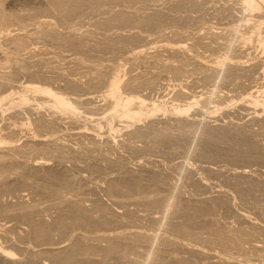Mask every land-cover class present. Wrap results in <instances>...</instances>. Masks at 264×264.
<instances>
[{
	"label": "bare ground",
	"instance_id": "1",
	"mask_svg": "<svg viewBox=\"0 0 264 264\" xmlns=\"http://www.w3.org/2000/svg\"><path fill=\"white\" fill-rule=\"evenodd\" d=\"M172 1L166 13L152 8L158 0H0V116L18 108L7 115L11 122H0V220L14 222H0V264H264V198L257 193L264 173L202 166L225 176L211 185L214 192L190 161L201 155V141L207 157L264 159V0H222L219 7L213 0L225 31L209 25L204 35L170 26L189 25L193 16L179 11L207 0ZM87 17L91 27L81 30ZM216 40L225 51L213 58L207 52ZM39 42L70 48V71L49 75L43 68L56 56L45 47L37 50L50 57L37 59ZM103 51L117 56L100 63ZM165 80L173 82L169 97ZM236 103L254 108L257 130L206 119L220 110L231 117ZM67 123L80 130L75 144ZM164 147L188 156L166 171L152 158ZM119 148L136 167L121 151L113 155ZM83 169L101 182L109 203L69 194ZM175 174L179 183L171 182ZM25 189L30 201L20 196Z\"/></svg>",
	"mask_w": 264,
	"mask_h": 264
},
{
	"label": "rangeland",
	"instance_id": "2",
	"mask_svg": "<svg viewBox=\"0 0 264 264\" xmlns=\"http://www.w3.org/2000/svg\"><path fill=\"white\" fill-rule=\"evenodd\" d=\"M175 1H177V0H175ZM211 1V3H209ZM214 1H216V0H214ZM218 1H220L219 2V4L217 5V2L215 3V2H213V0H207L206 1V3L208 2V4H206V5H208V6H206V5H204V7L201 5V8L200 9H198V10H194L195 8H193V9H190V7L189 6H187V7H189V8H186L185 10L186 11H182V10H178L180 13L179 14H181V15H188L189 14V12H190V16L192 17L193 16V20H191L190 21V24L189 25H183V24H177V26L175 25V24H173L174 26H170V28L171 29H177V28H179V29H182V28H186V29H189L190 30V32L192 31V32H196V33H198V34H205V32H207V30H208V28L207 27H210V26H214V27H218V28H220L219 30H221L222 29V26L223 27H225L224 25H221L220 24V22H223V21H220L219 22V19L218 18H215L217 15H216V7H219V5H221V2H223L222 0H218ZM174 3V1H172V0H158V5H160V6H155V5H153L152 6V8H154V7H157V8H159V7H161V8H163L164 10L165 9H169V10H166V13L168 12H170L171 10H173V9H171L170 10V6L169 5H171V3ZM161 3V4H160ZM172 3V4H173ZM214 3L217 5H214ZM155 4H156V2H155ZM214 5V7H213V5ZM138 6H139V4H138ZM151 6V5H150ZM170 8H169V7ZM205 6H206V9H205ZM216 6V7H215ZM168 7V8H167ZM200 7V6H199ZM149 8H151V7H149ZM205 10H204V9ZM162 9V10H163ZM214 9V10H213ZM144 10V9H143ZM147 10H150V9H147ZM175 11H177V10H175ZM175 11H173V12H175ZM178 11H177V13L176 14H174V15H177L178 14ZM214 11V12H213ZM183 12L185 13V14H183ZM201 12V13H200ZM206 13V14H205ZM94 14V13H93ZM172 15H173V13H171ZM209 14V15H208ZM90 16H92V14H89ZM215 15V16H214ZM94 16V15H93ZM93 18H96V17H93ZM90 19V17H87V19H85V23H83V24H81V27L83 28H81L80 27V29L81 30H86L87 28H88V25L89 24H87L86 22H88V21H90L89 20ZM91 20H93V19H91ZM198 20V21H197ZM201 20V21H200ZM209 20V21H208ZM204 21V22H203ZM207 21V22H206ZM193 22V23H192ZM173 23V22H172ZM171 23V24H172ZM175 23V22H174ZM209 23V24H208ZM198 24V25H197ZM202 24V25H201ZM201 25V26H200ZM210 25V26H209ZM87 26V27H86ZM90 26V25H89ZM204 26V27H203ZM206 26V27H205ZM220 26V27H219ZM91 27V26H90ZM173 27V28H172ZM177 27V28H176ZM201 27V28H200ZM169 28V29H170ZM213 28V27H212ZM168 29V30H169ZM170 29V30H171ZM167 30V31H168ZM169 30V31H170ZM201 30H202V32H201ZM211 30H218L217 28H214V29H211ZM218 30V31H219ZM224 30V28L222 29V31ZM204 31V32H203ZM225 31V30H224ZM223 31V32H224ZM227 34L225 33L223 36H226ZM153 36H155L154 34L152 35V38H153ZM221 38H223V37H221ZM225 39L226 38H228L227 36L226 37H224ZM223 38V39H224ZM1 39V38H0ZM220 39V38H219ZM223 40V42H225V41H228V39L227 40ZM3 40V42H4V40H5V38H2L1 39V41ZM220 41V42H219ZM222 41V39L221 40H218V44H222L223 42H221ZM3 42H2V44H3ZM40 43H41V45H40ZM212 43H214L215 45H212V47H215V49L213 50L212 49V47H210L211 48V50L208 48L207 50H210V51H206L208 54H210L211 56L213 55V58H215V57H217L218 56V54L219 55H223L224 53V51H225V49L223 48V46H224V43H223V46H222V48H223V50H222V48L220 47H218L219 45H217L216 43H217V40L214 42H212ZM225 43H227V42H225ZM4 44H5V42H4ZM38 44V43H37ZM37 44H35V45H37ZM43 44L45 45V46H43ZM49 44V45H48ZM51 43H42V42H39V48L37 47V46H35V47H37L36 48V54H37V59H39L38 57H43V56H45L46 55V57H50V56H52V58H53V56H56L57 58H59L60 56H62V57H60L59 59H57L56 57L55 58H53V61H52V63L49 65L50 66V68H52V69H50L49 68V66H45V68H43L44 70L46 69V68H48V69H46L45 71H47L48 73H49V75H51V76H55L56 74L57 75H59V73H67L68 71H70V65H69V63H68V56L67 55H71L70 54V48H68V47H66V46H64L63 48L59 45L58 46V44H51ZM221 44H220V46H221ZM226 45V44H225ZM54 46V47H53ZM217 46V47H216ZM42 47V48H41ZM45 47H47L48 49H50V50H48V54L50 55H48L47 56V54H43V55H41L40 54V52H41V50L43 49V48H45ZM57 47V48H56ZM66 47V48H65ZM225 48H226V46H224ZM47 48H45V49H47ZM217 48V49H216ZM218 48H219V50H218ZM254 48V47H253ZM256 48V47H255ZM254 48V51L256 50ZM40 51H38V50ZM52 49H54V50H52ZM65 49V50H64ZM202 49V48H201ZM204 50H206V48H203ZM222 50V51H221ZM227 50V49H226ZM253 50V49H252ZM251 50V51H252ZM47 51V50H46ZM67 51H69V52H67ZM50 52V53H49ZM58 52V53H57ZM67 52V53H66ZM73 52V51H72ZM211 52V53H210ZM212 52H214V53H216V54H213ZM257 56H259L260 54V51H259V49L257 48ZM59 53H60V55H59ZM63 53V54H62ZM66 53V54H65ZM100 53V52H99ZM253 53H256V52H253ZM38 54H40V55H38ZM57 54L59 55V56H57ZM95 54H98V53H95ZM107 54V55H106ZM207 54V55H208ZM98 55H101V57H102V60H101V58H96L97 59V61L96 62H100V60H101V62L100 63H103V64H109V62L111 63V58H113V56H117V53H112L111 51L109 52V51H103L102 52V54L100 53V54H98ZM215 55V56H214ZM217 55V56H216ZM256 54H254L253 56H255ZM35 57V58H36ZM64 58V59H63ZM94 58V59H95ZM36 59V60H37ZM60 59H61V61H60ZM95 59V60H96ZM66 60V61H65ZM99 60V61H98ZM59 61V62H58ZM61 62V63H60ZM95 62V61H94ZM90 63H93V62H90ZM60 64V65H59ZM62 64H63V66H62ZM65 65V66H64ZM68 65V66H67ZM67 66V67H66ZM70 66V67H69ZM127 67H126V69H128V67H129V64L128 65H126ZM44 67V66H43ZM64 67L65 68H67V71H64L65 69H64ZM69 67V68H68ZM60 68V69H59ZM50 69V70H49ZM64 69V70H63ZM69 69V70H68ZM43 70V71H44ZM60 70V71H59ZM62 71V72H61ZM138 71V72H137ZM135 72H136V74L137 73H141L142 71H141V69L140 68H136V70H135ZM135 72H133V74H135ZM56 75V76H57ZM22 78V81L24 82V81H26V80H28V79H26L27 77H24V79H23V77H21ZM192 79V78H191ZM170 81H172V80H170ZM169 80L167 81V80H165L164 81V83H166L167 85H165L167 88H168V86H169V88L167 89L166 87V89H167V91H166V93H165V91H162V89H161V92L162 93H165V94H169L168 96L166 95V97H169V96H171L172 95V92H169L170 90L172 91L173 89L172 88H174L173 86H171L172 84H173V82H170ZM189 81H190V79H189ZM170 82V83H169ZM190 82H192V81H190ZM189 82V83H190ZM200 85V84H199ZM199 85L197 84V91H199V89L201 90V89H203V86L200 88L199 87ZM194 86L195 85H193V88L192 89H195L194 88ZM199 87V88H198ZM164 89V88H163ZM165 89V90H166ZM170 89V90H169ZM167 92H169V93H167ZM170 93H171V95H170ZM165 94H162V95H165ZM233 105V104H232ZM231 105V106H232ZM242 105V104H241ZM230 106V110H231V113H230V115H231V117H229V118H227L226 117V114L223 112V114H222V112H221V110H220V112L218 111V112H214L213 111V114H212V112H211V116H210V113L207 115V117H206V119L207 120H210V121H215V122H217V124L219 123H221V125L222 124H225V123H227L226 121H229V120H235V121H239V122H241L242 124H244V125H246L248 128H253V129H258L260 126H261V124H264V121H263V123H260L259 125H258V123L259 122H256V121H254V122H256L257 124L255 125V123L252 121V117H253V115H255L254 114V108H246V109H241L240 108V103H236V104H234L233 105V107H231ZM18 109V108H17ZM17 109L15 108V111H17ZM250 109V110H249ZM14 110H11V112H7L6 114H5V116L4 117H1V119H0V122H2L1 123V125L2 126H5V125H7L8 123H9V116H10V114L11 115H15L14 114V112H13ZM46 111V110H45ZM44 111V112H45ZM46 112H48V111H46ZM253 112V113H252ZM49 113L50 112H48V113H46V114H48L49 115ZM218 113V114H217ZM252 114V115H251ZM7 115H9L8 117H7ZM47 115V116H48ZM229 115V114H228ZM229 115V116H230ZM24 117V115H19V117L21 118V117ZM36 117L37 116V114H36V111L35 112H33V115H32V117ZM205 115H203V117H204ZM209 116V117H208ZM7 117V119L4 121L2 118H6ZM224 117H226V118H224ZM232 118V119H231ZM217 119V120H216ZM225 119V120H224ZM259 119H264V114L262 113V114H260V116H259ZM7 121H8V123H7ZM12 120H10V122H11ZM213 121V122H214ZM225 121V122H224ZM6 122V124L4 125V123ZM212 122V123H213ZM262 122V121H261ZM214 124H216V123H214ZM216 124V125H217ZM218 124V125H219ZM0 125V126H1ZM68 123L67 124H64L63 126H64V132H66V137H67V139L68 140H70V142H72V144H75V143H77L78 141V136L76 137V135H74V134H76V131L78 130V129H76L75 131H73L74 129H73V127L71 128V126L73 125L74 126V124H69L68 126ZM66 126H67V128L69 129V128H71V129H66ZM258 127V128H257ZM264 129V128H263ZM24 131H25V134L27 133H31L30 131H27V129L25 130V128L23 129ZM22 130V132L24 133V131ZM65 130H68V131H65ZM27 131V132H26ZM78 131H80V130H78ZM77 131V132H78ZM21 131H19V133H20V135H21V133H22ZM45 132V131H44ZM71 132V133H70ZM18 133V134H19ZM23 133H22V137H24L25 136V134L23 135ZM73 133V134H72ZM26 134V135H27ZM70 134V136H68ZM20 135H17L18 137L20 136ZM17 136H16V138H17ZM28 136V135H27ZM27 136L26 137H24L23 139H24V141L26 142V138H27ZM260 137V141H261V143L264 145V136L263 135H259ZM21 137V138H22ZM64 137H65V135H64ZM65 137V138H66ZM69 137V138H68ZM199 139V138H198ZM17 140H18V138H17ZM21 140V141H20ZM22 139H20V137H19V141L18 142H16L17 144H23L22 142H24ZM103 141V140H102ZM201 141V140H200ZM199 141V142H200ZM24 142V143H25ZM196 145L197 144H199L198 143V140H196ZM196 147H198V149L200 150V153H201V155H197V156H191V162L194 164V167H196V169L198 170V169H200L202 166H211V165H213V166H215V168H216V166L217 165H219L218 167L220 168L221 166L225 169V170H223V168L221 167L220 169H222L223 171H226V170H229V169H232V168H234V167H236V166H249L247 169H258V172H262V173H264V159H262V160H253V161H251V162H245V161H243V160H239L237 157H235L236 158V160H235V158H226V157H223V156H218V157H210V156H208L207 157V155L205 154H203V149H204V147H203V142L201 141V143L199 144V145H197ZM165 148V147H164ZM122 148H119L117 151H114L113 150V155H119V152L121 151V155L122 156H124V158H126V160H128V163H130L129 165H131L132 167H136V165L134 166L133 164L134 163H136L135 162V160H136V158L134 157L133 158V156L132 155H130V154H127V152L126 151H124L123 149L121 150ZM167 149L169 150V148L167 147V148H165V150L163 149V151L165 152L164 154H163V151L162 152H159V153H162V155L161 154H157V156H152V158L154 159V157H156L155 159H157L158 160V158H159V162L163 165V167H165V169L164 170H169L168 168H170V166H172V165H174V164H176V163H178L179 161H182V160H184L185 159V157L186 156H188L187 154H185V153H183V149H180V150H182V151H180V153H176V154H169V153H167L166 151H167ZM172 150H175V148L174 149H172ZM124 151V152H123ZM202 151V152H201ZM118 153V154H117ZM126 154V155H123V154ZM264 154V153H263ZM160 155V156H159ZM172 155H174V156H172ZM179 155V156H178ZM126 156V157H125ZM132 156V157H131ZM167 156V157H166ZM200 156V157H199ZM264 156V155H263ZM202 157V158H201ZM134 159L133 161L131 160V159ZM143 159H145V157L144 158H142V160ZM166 159V160H165ZM182 159V160H181ZM164 160H165V162H164ZM173 160V161H172ZM171 161V162H170ZM177 161V162H176ZM176 162V163H175ZM212 163V164H209V163ZM67 163L69 164L70 162H68L67 161ZM77 163H79L80 165H82V163L81 162H77ZM173 163V164H172ZM71 164V163H70ZM69 164V165H70ZM157 164H159L158 162H157ZM161 164H159V165H161ZM170 164V165H169ZM203 164V165H202ZM217 164V165H216ZM162 165L160 166V167H162ZM200 165V166H199ZM56 166V165H55ZM54 166V167H55ZM251 166V167H250ZM58 167V166H57ZM138 167V166H137ZM162 167V168H163ZM217 167V168H218ZM56 168V167H55ZM56 169H59V167L58 168H56ZM84 170V172L83 171H81V176H83V180H81V182H80V184H78L76 187V189H74V193H73V191H70L69 192V194H71V196H74V195H79V196H85V197H87V198H94L93 196L95 195V197L96 198H99L100 196V198L99 199H101L102 201H104V199H105V202H107L108 201V203H109V200H108V196L106 195V193H104L105 191H104V187L101 185V182L100 181H96L97 179H96V176L95 175H93L89 170H85V169H83ZM199 171V173L201 172V173H203L202 175H205V177L207 176V178H208V181H209V183H211V184H209L210 185V188L212 189H210L211 191H216V190H214L212 187H214L215 186V184H217V182H219L218 184H220V183H223L224 182V180H225V178H223V177H225V176H221V175H217V176H215V174H210V173H208V172H206V171H204V170H202V169H200V170H198ZM86 176V177H85ZM175 177H176V174H175ZM172 178L171 179V182H174V181H176V180H179V178H178V175H177V177L176 178ZM221 178V179H220ZM224 180H223V179ZM94 179V180H93ZM173 180V181H172ZM212 180V181H211ZM91 181H93V182H91ZM207 181V182H208ZM97 182H100V184H98ZM177 183H179V181H176ZM215 183V184H214ZM94 184V185H93ZM185 184V185H184ZM182 183V189H183V191H184V189L186 190L185 191V195L187 196V197H191V196H189V195H191L192 193H190L191 191H192V188H191V186L190 185H188V184H186V183ZM213 184V186L211 187V185ZM99 185V186H98ZM79 186V187H78ZM90 186V187H89ZM217 186V185H216ZM214 187V188H217V187ZM99 187V188H98ZM91 188V189H90ZM85 189V190H84ZM87 189V190H86ZM103 189V190H102ZM188 189V190H187ZM77 190V191H76ZM83 190V191H82ZM94 190V191H93ZM23 193H21V195L20 196H24V200L26 199V200H28V201H30L31 200V196H30V191H29V189H25V190H23L22 191ZM77 192V193H76ZM90 192V193H89ZM26 193H28L29 195H27ZM92 193V194H91ZM257 193H259L258 195L260 196L261 195V197L262 198H264V192H262V193H260V192H257ZM26 194V195H25ZM83 194V195H82ZM102 194V195H101ZM7 195H9V196H7ZM91 196V197H90ZM99 196V197H98ZM107 196V197H106ZM9 197V198H8ZM12 197V198H11ZM16 196L14 195L13 196V194L12 195H10V194H6V196H5V198L6 199H8L9 201H11V199H15V201H16V199L18 200V198L16 197ZM19 197V196H18ZM27 197V198H26ZM35 197V196H34ZM35 198H40V197H35ZM13 199V200H14ZM30 199V200H29ZM40 199H42V197L40 198ZM47 199V198H46ZM46 199H42V200H44L43 202H47V204H52L53 202L51 201V200H46ZM107 199V200H106ZM12 200V201H13ZM51 201V202H50ZM48 202H50V203H48ZM44 204H46V203H44ZM245 208H247V209H249V210H251L249 207H245ZM121 210V209H120ZM252 211V210H251ZM219 214H220V216L222 217V218H224L225 217V214H224V212L222 211V210H220L219 209ZM233 218H229V219H227V220H232ZM5 220H7V221H2V220H0V222H7L8 223V225H12L14 222L13 221H9L8 219H5ZM9 221V222H8ZM6 223V224H7ZM13 237H14V239H16V237L13 235ZM205 262V261H204ZM203 262V263H204ZM204 264H208L207 262H205Z\"/></svg>",
	"mask_w": 264,
	"mask_h": 264
}]
</instances>
